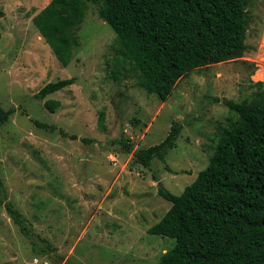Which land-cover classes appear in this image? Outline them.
<instances>
[{
    "label": "rangeland",
    "instance_id": "obj_1",
    "mask_svg": "<svg viewBox=\"0 0 264 264\" xmlns=\"http://www.w3.org/2000/svg\"><path fill=\"white\" fill-rule=\"evenodd\" d=\"M49 1L0 0V104L13 110L0 125V175L35 239L33 250L0 202V264H156L174 243L146 231L171 205L158 186L180 193L228 123L224 100L240 101L250 81H264V0H248L244 54L189 71L164 101L139 87L127 64L123 71L115 33L91 2L62 66L32 22ZM69 77L71 85L35 97ZM46 99L60 105L49 111ZM173 121L182 127L165 161L133 162L135 149L160 142ZM121 137L129 151L115 142Z\"/></svg>",
    "mask_w": 264,
    "mask_h": 264
},
{
    "label": "trees",
    "instance_id": "obj_2",
    "mask_svg": "<svg viewBox=\"0 0 264 264\" xmlns=\"http://www.w3.org/2000/svg\"><path fill=\"white\" fill-rule=\"evenodd\" d=\"M88 2L114 31L123 71L127 64L137 85L162 101L189 71L240 58L246 50L248 0H50L32 22L62 66L78 44L76 27ZM118 69L109 72L115 80ZM73 82L72 77L49 81L35 97L43 99ZM249 87L240 101L224 100L231 112L228 123L217 130L214 152L195 178L178 194L158 186V195L171 205L146 231L174 243L156 264H264V81H250ZM43 104L53 112L60 102L46 99ZM12 112L0 104V125ZM103 119L101 113L100 126ZM181 127L173 121L160 142L135 149L133 162L145 168L154 160L164 162ZM127 140L115 142L129 151ZM0 202L35 250L27 219L6 199L1 175Z\"/></svg>",
    "mask_w": 264,
    "mask_h": 264
}]
</instances>
